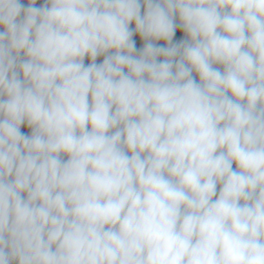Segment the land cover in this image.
<instances>
[{"label":"clouds","instance_id":"9594fccd","mask_svg":"<svg viewBox=\"0 0 264 264\" xmlns=\"http://www.w3.org/2000/svg\"><path fill=\"white\" fill-rule=\"evenodd\" d=\"M36 4L0 0V264H264V0Z\"/></svg>","mask_w":264,"mask_h":264},{"label":"rangeland","instance_id":"374dc122","mask_svg":"<svg viewBox=\"0 0 264 264\" xmlns=\"http://www.w3.org/2000/svg\"><path fill=\"white\" fill-rule=\"evenodd\" d=\"M20 2H21L25 7L28 6V0H20ZM44 3H45V0H37V4H36L35 6H36V7H39V6L43 5ZM176 21H177L178 24H179V19H178V17L176 18ZM134 28H135V25H134V23H133L132 25H130V29H134ZM3 30H4L3 27H0V31H3ZM181 30H182V29H181ZM182 32H183V31H182ZM183 35H184V33H183ZM184 36H185V35H184ZM133 40L135 41V44H136V48H137V50H140V49L143 48L145 41H143V40L140 38L139 34H134V35H133ZM21 55H23V54H21ZM103 59H104L103 56L98 57L96 63H97V64L102 63ZM158 59H159V60H163V57H159ZM90 62H91V61L86 57V58H85V61H84L85 66H87ZM220 70L223 71L222 69H220ZM21 131H22L24 134H26V135H30V134H31V130H30L29 128H27V126H25V125H22V126H21ZM129 155H130V153H129ZM62 159H64V160L66 161V160H67V156H62ZM218 194H219V193L217 192V195H218ZM215 198H216V197H213V199H215ZM13 264H16V262L14 261Z\"/></svg>","mask_w":264,"mask_h":264},{"label":"trees","instance_id":"16d2710c","mask_svg":"<svg viewBox=\"0 0 264 264\" xmlns=\"http://www.w3.org/2000/svg\"><path fill=\"white\" fill-rule=\"evenodd\" d=\"M143 11H144V6L141 5V14H143ZM176 22V21H175ZM177 23V22H176ZM178 25V24H177ZM180 40H183L182 38V35H181V32H180V29H179V26L177 27V31L175 33V36L173 38V43H176ZM154 43L157 45V46H166V43L164 41H154ZM193 77L196 79L197 83H199V76L197 73H195V71L193 72ZM235 164H233V169H235ZM221 185L218 184L217 185V192L219 193V189H220Z\"/></svg>","mask_w":264,"mask_h":264},{"label":"crops","instance_id":"0c3cea01","mask_svg":"<svg viewBox=\"0 0 264 264\" xmlns=\"http://www.w3.org/2000/svg\"><path fill=\"white\" fill-rule=\"evenodd\" d=\"M176 22H177V21H176ZM177 24H178V22H177ZM178 25H179V24H178ZM179 29H180V32H181L182 38H183V39H186V37L183 35V32H182L181 28H179ZM214 67L223 70V66H222V65H214Z\"/></svg>","mask_w":264,"mask_h":264}]
</instances>
